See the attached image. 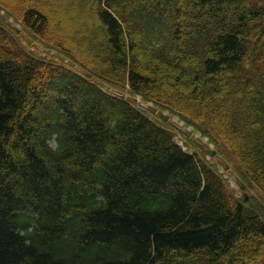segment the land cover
I'll return each mask as SVG.
<instances>
[{
    "label": "trees",
    "instance_id": "trees-1",
    "mask_svg": "<svg viewBox=\"0 0 264 264\" xmlns=\"http://www.w3.org/2000/svg\"><path fill=\"white\" fill-rule=\"evenodd\" d=\"M0 9L22 25L0 18V264H264V0ZM97 80L228 147L256 193Z\"/></svg>",
    "mask_w": 264,
    "mask_h": 264
},
{
    "label": "rangeland",
    "instance_id": "rangeland-1",
    "mask_svg": "<svg viewBox=\"0 0 264 264\" xmlns=\"http://www.w3.org/2000/svg\"><path fill=\"white\" fill-rule=\"evenodd\" d=\"M139 104H140L139 107L145 108L147 111H150V112L152 111L153 114L157 113V111L153 110V107L151 104H142V103H139ZM170 122L177 129L183 130L188 134L191 133V129L190 128L185 129L184 125L180 123L177 120V118H172ZM193 137H194L193 138L194 142L198 144L200 147V149L198 150L200 152V156L203 159L210 160L212 164L217 166V170L222 175L225 183L227 184L229 188L233 190L234 194L237 197H241L244 199L247 196L249 199L250 196H253V193H256V191L251 192L247 188L245 189L241 188V184H242L241 179L233 172V170L230 167V165H232L231 163H232L233 157L227 147L224 148V154L222 153L221 156L216 150L213 154H211L209 151L211 150L213 151L214 146L210 144L205 137L201 138L199 134L197 135L194 134ZM176 139L179 143H181V140L179 137H177ZM50 144L55 147L56 146L55 140L51 141ZM190 151L197 152V150H195V148L193 147H190ZM227 162H229L230 165Z\"/></svg>",
    "mask_w": 264,
    "mask_h": 264
}]
</instances>
